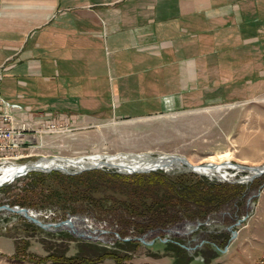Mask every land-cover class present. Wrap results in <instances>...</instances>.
I'll return each mask as SVG.
<instances>
[{
	"label": "rangeland",
	"instance_id": "rangeland-1",
	"mask_svg": "<svg viewBox=\"0 0 264 264\" xmlns=\"http://www.w3.org/2000/svg\"><path fill=\"white\" fill-rule=\"evenodd\" d=\"M205 43L206 64L199 68L196 62L194 70L191 67L188 91L181 94L174 85L175 92L171 96L158 99L162 105L155 104L144 114L117 115V102L111 98L108 100L109 113L78 116L74 122L69 116H59L55 120L60 128L57 132L29 135L26 145L29 155L19 163L56 156L75 158L101 154L130 159L140 154L148 157L176 154L194 165L229 161L244 166H264V39L255 37L253 50H247L245 43H239L236 50H230V36L225 34H207ZM215 43L223 45L213 51ZM189 55L197 58L196 52L190 51ZM186 57L183 56L184 59ZM14 106L20 109L19 105ZM32 115L35 117L30 121H40L37 114ZM68 169L74 171L71 174L81 172H77L75 167ZM164 171L190 170L181 165ZM225 171L227 179L218 174H197L209 180L244 184L247 191L243 198L244 209L239 215H233L226 209L197 226L196 222L170 226L163 232L151 233L143 239L145 243L139 241L141 244L137 247L120 249L118 255L121 258L118 260L105 258L93 264H175L174 252L156 243L158 239L164 243L181 240L187 264H264V194L259 199L260 212L256 216L257 196L262 188L264 190V173L243 181L248 175L246 170L227 168ZM1 199H7L2 192ZM28 209L43 222L78 217L79 220H72L71 224L80 231H95L97 239L79 237L69 228L50 232L64 231L100 247H113L115 238L119 237L115 226L110 227L86 215L61 216L62 211L55 208L45 212ZM19 216L0 211V264H30L28 259L23 262L13 259L14 239L20 244L29 241L28 252L45 255L39 241L49 238L30 228H19ZM21 219L29 222L22 216ZM187 223H194L188 233L184 229ZM232 231L236 232L234 237L231 236ZM81 241H69L63 235V239L52 243L68 246L69 254L79 247L81 254L94 256V248Z\"/></svg>",
	"mask_w": 264,
	"mask_h": 264
},
{
	"label": "crops",
	"instance_id": "crops-1",
	"mask_svg": "<svg viewBox=\"0 0 264 264\" xmlns=\"http://www.w3.org/2000/svg\"><path fill=\"white\" fill-rule=\"evenodd\" d=\"M207 34L253 50L264 0H0V94L25 120L103 115L111 98L117 115L144 114L188 91Z\"/></svg>",
	"mask_w": 264,
	"mask_h": 264
},
{
	"label": "trees",
	"instance_id": "trees-1",
	"mask_svg": "<svg viewBox=\"0 0 264 264\" xmlns=\"http://www.w3.org/2000/svg\"><path fill=\"white\" fill-rule=\"evenodd\" d=\"M246 191L244 184L209 180L192 171L157 169L131 174L113 168L89 169L76 174L59 170L29 171L0 187V192L7 197L0 200V205H18L41 212L55 208L62 211L61 216L86 215L110 227L115 226L119 237L115 238L114 246L100 247L64 231L43 230L18 215L19 228H30L49 239L39 241L45 251L43 256L27 251L29 241L20 244L14 239L13 259L16 262L28 259L30 264H93L105 258L118 260L120 249L137 247L140 239L163 232L170 226L184 222L203 223L226 209L239 215L244 209ZM63 235L69 241L82 240L86 246L94 248L95 255L81 254L79 247L69 254L68 246L52 243L63 239ZM126 237L129 239L125 240ZM156 243L174 252L175 264L188 263L181 240L164 243L158 239Z\"/></svg>",
	"mask_w": 264,
	"mask_h": 264
},
{
	"label": "water",
	"instance_id": "water-1",
	"mask_svg": "<svg viewBox=\"0 0 264 264\" xmlns=\"http://www.w3.org/2000/svg\"><path fill=\"white\" fill-rule=\"evenodd\" d=\"M135 157H139V155L135 156ZM158 157V156H157ZM157 157H150V158H157ZM162 157V155H161ZM166 158L168 159H175L177 161H179L182 166L184 168H186L187 170L196 172L201 174L200 172L197 171L196 166L194 164H191L187 161V159L183 156L180 155H176V154H166L165 155ZM104 160H102V162L100 164H86L85 166H79V167H75V170H77V172L79 171H83V170H89V169H94V168H102V167H107V168H114L119 172H123V173H135V172H149V171H155L157 169H163V170H167L168 167L167 165H164V167L162 165H158V163H154L153 166H144V167H124L122 165H118V164H114L113 162H107V158L106 156L102 157ZM42 159H48L45 157H41L35 161H29V162H25V163H21L19 165H26L28 167H26L25 169L19 171L16 175H13L12 178L18 177V176H22L25 175L27 172L29 171H41V172H49L51 170H60L63 171L67 174H71L73 172H71L67 167L62 166V165H55L52 167H47V168H39L37 167L35 164L36 161L42 160ZM35 165V166H34ZM231 165L233 167H231ZM222 166L225 167H229V168H237V169H242V170H246L248 172H250V178L248 180H252L255 177L260 176L261 174L264 173V166H244V165H239V164H233L229 161L223 162ZM200 167H208V168H214L215 164H211L210 162L208 163H204L203 165H201ZM254 173V174H253ZM5 180L0 182V186H2L3 182ZM0 211H6L9 213H15L18 214L22 217H24L26 220H28L31 223H34L35 225L39 226L40 228L44 229V230H48V231H56L57 229H64V228H69L71 230V232L79 237L82 238H88L91 240H96L97 237L94 235L95 231L92 232H87V231H80L78 229H76L72 224L71 221L72 220H79L78 217H69L65 220H60L58 222H43L42 220H40L36 214H34L31 210H29L28 208L25 207H20L18 205H8V204H3L0 205ZM244 219V217H243ZM237 223H239V220L237 221ZM199 222H196L195 225H199ZM190 225H194V223H187L186 227L184 229H186V233L190 232ZM176 233H179L178 231H176ZM236 234L235 231H232L231 236L234 237ZM141 242L145 241L143 239H140Z\"/></svg>",
	"mask_w": 264,
	"mask_h": 264
},
{
	"label": "built area",
	"instance_id": "built-area-1",
	"mask_svg": "<svg viewBox=\"0 0 264 264\" xmlns=\"http://www.w3.org/2000/svg\"><path fill=\"white\" fill-rule=\"evenodd\" d=\"M1 78L0 73V82ZM16 110L19 109L6 101L0 94V178L4 170L18 166L21 164L19 161L28 157L26 145L31 133H55L60 130L56 121L25 120L15 115ZM38 123L40 126H37ZM16 178L10 176L5 179L2 185L10 184Z\"/></svg>",
	"mask_w": 264,
	"mask_h": 264
},
{
	"label": "bare ground",
	"instance_id": "bare-ground-1",
	"mask_svg": "<svg viewBox=\"0 0 264 264\" xmlns=\"http://www.w3.org/2000/svg\"><path fill=\"white\" fill-rule=\"evenodd\" d=\"M146 155V154H145ZM119 156V155H118ZM103 155L101 154H92L88 156H80V157H75V158H65V157H59L56 156L54 158H48V159H42L39 161H36L35 164L39 168H47V167H52L55 165H62L65 167H79V166H85L86 164H100L102 160H104ZM107 162H113L114 164L122 165L124 167H144V166H153L154 163H158V165H167L168 168L173 167V166H181L182 164L175 160V159H168L165 157V155L158 156L157 158H150L148 156H142L141 154L139 157H131L130 159H125L123 157H117L114 155H106ZM155 163V164H156ZM214 162L211 161V164ZM215 164V163H214ZM34 165V166H35ZM203 165V164H201ZM201 165H195L196 169L198 172L201 174H205L208 176H215L214 174H218L220 177L223 179H227V172L225 169L229 167L222 166V163H216L214 168H208V167H200ZM26 165H16L11 168H8L4 170L3 175L0 178V182L7 179L10 176L16 175L19 171L25 169ZM231 167H233L231 165ZM232 169V168H231ZM237 170V168H235ZM31 172V171H30ZM248 172V171H247ZM254 174V173H253ZM230 176V175H229ZM219 177V178H220ZM250 172H248V175L243 178V181H246L250 178Z\"/></svg>",
	"mask_w": 264,
	"mask_h": 264
}]
</instances>
